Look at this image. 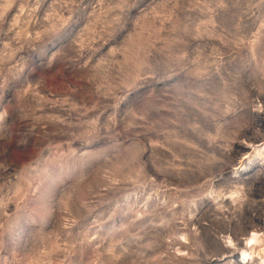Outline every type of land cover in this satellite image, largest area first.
Segmentation results:
<instances>
[{"label":"rangeland","instance_id":"1","mask_svg":"<svg viewBox=\"0 0 264 264\" xmlns=\"http://www.w3.org/2000/svg\"><path fill=\"white\" fill-rule=\"evenodd\" d=\"M248 236L264 264V0H0V264H239Z\"/></svg>","mask_w":264,"mask_h":264},{"label":"bare ground","instance_id":"2","mask_svg":"<svg viewBox=\"0 0 264 264\" xmlns=\"http://www.w3.org/2000/svg\"><path fill=\"white\" fill-rule=\"evenodd\" d=\"M255 235H256V234H255ZM254 242H255V237H250V236H248V237L243 241V243H242V242L239 243L240 247H241L242 250H243V255H244L243 262H239V264H248V262L245 263V261H246V257H247V256L250 257L251 254L249 255V254H247V253H249L248 251H249V249L252 248ZM244 243H245V245H244ZM226 248H229V247H226Z\"/></svg>","mask_w":264,"mask_h":264}]
</instances>
